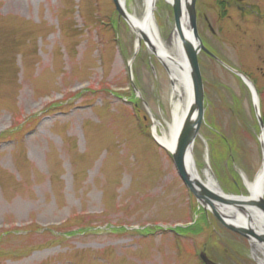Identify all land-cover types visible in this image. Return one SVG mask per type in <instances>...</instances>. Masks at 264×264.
<instances>
[{
  "label": "rangeland",
  "instance_id": "rangeland-1",
  "mask_svg": "<svg viewBox=\"0 0 264 264\" xmlns=\"http://www.w3.org/2000/svg\"><path fill=\"white\" fill-rule=\"evenodd\" d=\"M238 1L196 0L198 31L251 74L264 119V0H243L255 7L247 12ZM125 4L142 14L141 0ZM154 15L170 41L171 5L158 0ZM199 63L196 167L225 194L246 195L242 174L254 180L264 165L252 97L220 63L203 53ZM170 69L148 43L136 49L112 0H0V264H204L200 253L213 264H263L155 141L154 122L165 125L172 107ZM52 227L76 234L42 230Z\"/></svg>",
  "mask_w": 264,
  "mask_h": 264
},
{
  "label": "bare ground",
  "instance_id": "bare-ground-1",
  "mask_svg": "<svg viewBox=\"0 0 264 264\" xmlns=\"http://www.w3.org/2000/svg\"><path fill=\"white\" fill-rule=\"evenodd\" d=\"M141 1L143 4V12L139 16L137 14L129 13L125 4V0H119L121 4H124V8L129 16L127 22L131 26L133 32L136 34V49L141 46V43L143 42L142 33H145L151 42L150 45L152 46V48L155 49L156 55L159 56L161 59L166 60L169 64V67L171 68L170 76L174 81V88L172 107L168 114L170 116L167 121L165 120V125L158 121H155L153 124V135L155 141L158 144H161L163 149H166L171 153L175 150L177 146V139L184 124L187 121L193 122L196 118V114L191 109L194 101V89L191 79V67L187 54L183 48L182 39L179 31L174 29L170 41H163L160 32V27L157 25L154 15L156 8L155 2L157 0ZM164 1L167 4L171 5L172 0ZM186 2L190 4V0H182L183 16L181 18V30L183 37L193 43L191 39V29L189 27L190 24L188 19ZM200 54L201 52L197 55L198 59ZM213 55L216 58H219L216 54ZM207 56H209L215 62H220L218 59H216L210 54H207ZM153 119L156 120L154 116ZM160 127L161 129H159ZM187 162H190L191 167L194 169L196 178H198L200 181H203L207 185L208 183H210L211 185H216L214 187V190H219L220 192H222V188L220 187L219 183L216 179H214L213 175L208 169L204 170L206 179L203 180L196 167L193 151L190 153ZM242 178L245 182L247 191L246 195L242 196L244 200H253L259 198L261 195L264 196V165L262 167V170L257 175L256 179L249 180L245 176H243ZM225 206L219 205L218 210H220L222 215L227 219V222L233 223L235 225H241L244 227H248L251 224L255 227V229L259 227L262 228V230H259V232L261 231V233H264V215L260 214V218H257L255 217V215H253L254 210L247 208L254 218L253 221H251L250 223L243 211H240L236 208H228ZM252 240L256 254L259 256V253L261 252L264 255V244H261L254 239ZM260 261L264 264V257L260 258Z\"/></svg>",
  "mask_w": 264,
  "mask_h": 264
},
{
  "label": "water",
  "instance_id": "water-1",
  "mask_svg": "<svg viewBox=\"0 0 264 264\" xmlns=\"http://www.w3.org/2000/svg\"><path fill=\"white\" fill-rule=\"evenodd\" d=\"M116 6L117 12L123 16L125 19H129V16L124 8V4H121L119 0H113ZM155 2V1H154ZM196 0H190V4L186 2L188 19L190 24L191 31V41L185 39L181 30V18L183 16V6L182 0H172L171 5L174 11V19H175V30L179 31L183 48L187 54L188 60L190 62L191 67V77L194 89V101L193 106L191 107L192 111L196 114V118L193 122L187 121L182 130L179 133L177 139V146L173 152H171L175 168L183 183L189 188L192 194L195 196L197 201L204 206L206 210H211L213 215L219 220L221 224H223L229 230L252 239H256L257 241L264 244V233L259 232L262 228H257L253 225H249L248 227H244L241 225H235L233 223L227 222V219L222 215L220 210H218L219 205H226L228 208H236L240 211H243L250 221H253V216L247 208L254 210L253 215L255 217L260 218V214L264 215V196H260L257 199H247L244 200L243 197H237L232 195H227L223 191L214 190L216 185H211L208 183H204L196 178L194 169L191 167L190 162H187V159L192 152L194 142L196 137L199 134V130L204 118V103H205V91H204V83L202 79L200 64L198 60V53L200 51H205L206 53L215 57L204 45L202 39L198 33L197 27V13H196ZM143 40L151 44L149 38L145 33H142ZM141 42V41H140ZM216 58V57H215ZM227 67L229 70L235 72L238 76H240L245 84L248 86L253 100V106L255 110V114L257 116L259 127L261 131V142L264 146V122L261 117L260 105H259V97L257 93V89L253 83V81L248 78L243 73L231 68L226 63L221 61L219 58H216ZM244 176V175H243ZM249 211V212H248ZM201 259L205 264H212V260L209 259L204 253L200 255Z\"/></svg>",
  "mask_w": 264,
  "mask_h": 264
},
{
  "label": "flooded vegetation",
  "instance_id": "flooded-vegetation-1",
  "mask_svg": "<svg viewBox=\"0 0 264 264\" xmlns=\"http://www.w3.org/2000/svg\"><path fill=\"white\" fill-rule=\"evenodd\" d=\"M158 1V0H157ZM157 1L155 2V7H157ZM224 2H227V5H228V7L229 8H232L233 6H232V4L229 2V1H224ZM237 5H238V7H240L241 8V6H242V8H244V10L247 12V9H249V10H252V9H255V7H253V6H251L250 4H248V3H246V2H244L243 0H239L238 2H237ZM172 7V6H171ZM156 9V8H155ZM254 12L258 15L259 13V11H255L254 10ZM242 17H243V15H242ZM197 21H198V17H197ZM198 26V25H197ZM210 29H211V27H209ZM211 32L212 33H214L215 34V31L213 30V29H211ZM198 33H199V31H198ZM199 36H200V34H199ZM201 38V37H200ZM201 53H204V54H208V53H206V52H204V51H201ZM214 53V52H213ZM215 54V53H214ZM209 55V54H208ZM218 62V61H217ZM219 63V62H218ZM229 70V69H228ZM231 71V70H230ZM245 75H247L249 78H252V76H251V74L250 73H246V72H244V71H242ZM231 73L237 78V79H239V81L241 82V83H243L247 88H248V86L245 84V82L243 81V79L240 77V76H238L235 72H233V71H231ZM248 90H249V88H248ZM249 93H250V95H251V92H250V90H249ZM251 97H252V95H251Z\"/></svg>",
  "mask_w": 264,
  "mask_h": 264
},
{
  "label": "trees",
  "instance_id": "trees-1",
  "mask_svg": "<svg viewBox=\"0 0 264 264\" xmlns=\"http://www.w3.org/2000/svg\"><path fill=\"white\" fill-rule=\"evenodd\" d=\"M42 230L44 232L48 231V230L52 231L53 236L55 238H57V239H68L69 237H72L73 235L76 234V231L69 230L68 232H62V231H59V230H55L53 227L52 228H43ZM78 230L80 231L79 232L80 234L86 235L89 232V230H91V228H88V227L83 228V227H81V228H78Z\"/></svg>",
  "mask_w": 264,
  "mask_h": 264
}]
</instances>
